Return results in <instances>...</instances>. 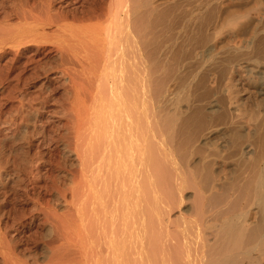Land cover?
<instances>
[{"label": "bare ground", "instance_id": "1", "mask_svg": "<svg viewBox=\"0 0 264 264\" xmlns=\"http://www.w3.org/2000/svg\"><path fill=\"white\" fill-rule=\"evenodd\" d=\"M0 264H264V0H0Z\"/></svg>", "mask_w": 264, "mask_h": 264}, {"label": "rangeland", "instance_id": "2", "mask_svg": "<svg viewBox=\"0 0 264 264\" xmlns=\"http://www.w3.org/2000/svg\"><path fill=\"white\" fill-rule=\"evenodd\" d=\"M57 97H58V98L60 97V93L57 94Z\"/></svg>", "mask_w": 264, "mask_h": 264}]
</instances>
